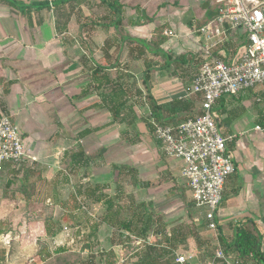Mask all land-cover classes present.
Instances as JSON below:
<instances>
[{"label":"crops","instance_id":"0c3cea01","mask_svg":"<svg viewBox=\"0 0 264 264\" xmlns=\"http://www.w3.org/2000/svg\"><path fill=\"white\" fill-rule=\"evenodd\" d=\"M97 2L88 3L89 8L99 7ZM119 3L118 28L95 19V11H91L87 18L91 34L78 40L75 36L82 33L81 26L77 25L72 34L68 20L58 22L52 10L47 9L35 22L34 13L40 10H31L29 21L20 11L0 2V114H10L19 128L27 162L36 167L35 172L51 174L65 168L66 152L80 148L87 158L85 165L73 163L69 175H86L110 197L114 184L132 176L140 209L148 211L150 227H158L146 242L164 238L169 245L177 226L188 229L196 222L198 233L191 232L175 251L191 263L238 261L229 244L234 228L247 219H252L262 234L264 253L262 93L247 90L216 103L214 110L224 135L229 137L227 146L235 167L224 185L216 230L200 225L203 210L191 199L181 176L182 162L163 154L152 130L153 121L173 125L176 115L185 112V104L197 106L198 98L191 93L194 73L188 75L191 57H201L203 48L215 43V54L234 59L242 52L245 37L217 26L218 0ZM125 37L152 43L163 37L159 46L172 54V59L186 52L189 55H184V64L162 67L161 58L129 52L136 44ZM146 62L153 67L148 89L142 78ZM98 66L104 69L93 74ZM104 73L121 83L118 88L126 93L121 100L122 120L112 119L109 103L102 98L110 89ZM153 105L157 106L155 115ZM218 248L225 259L214 256ZM238 262L257 264L252 259Z\"/></svg>","mask_w":264,"mask_h":264},{"label":"rangeland","instance_id":"374dc122","mask_svg":"<svg viewBox=\"0 0 264 264\" xmlns=\"http://www.w3.org/2000/svg\"><path fill=\"white\" fill-rule=\"evenodd\" d=\"M97 1L67 0L51 3L48 10H52L55 19L61 23L67 19L72 34L76 32L77 25L81 26L82 33L75 38L85 40L92 29L87 19L91 16L89 13L95 11L93 15L97 20H102L106 13L102 6L89 8L88 3L95 2L97 5ZM45 13L47 9L34 13V21L37 22ZM238 33L241 35L242 31L238 30ZM186 54L189 55V52ZM191 58L190 76L201 62L200 56ZM228 97L233 96L223 98ZM29 166L32 171L36 170L35 166ZM27 172L22 167L0 174V264H79L90 253L96 254V264H134L144 255L145 245L168 249L164 238L145 241L152 230L156 233L158 227L149 225L147 232H143L150 216L148 211L143 213L140 209L137 202L139 193L134 192L132 176L125 180L121 178L118 188L114 184L110 191L115 208L123 209L121 218H133L132 231L125 232L101 222L106 214L104 203H92L77 194L79 185L93 188L96 184L86 175L72 177L64 166L47 174L49 176ZM116 192L119 195L114 198ZM96 224V231L91 235ZM191 225V231L197 234V226ZM57 247H64L65 252L53 255L44 262L36 255L43 248L53 252Z\"/></svg>","mask_w":264,"mask_h":264},{"label":"built area","instance_id":"2783aa9c","mask_svg":"<svg viewBox=\"0 0 264 264\" xmlns=\"http://www.w3.org/2000/svg\"><path fill=\"white\" fill-rule=\"evenodd\" d=\"M48 1L51 5V0ZM216 24L221 31L225 25L227 29L242 31L245 37L242 52L233 59L215 54V43L204 47L200 65L191 79V93L198 98L199 114L177 125L152 122L154 137L163 154L182 162L181 176L194 205L203 210L206 227L211 230L217 228L224 185L235 168L227 146L229 137L218 125L213 107L224 96H236L247 90L259 91L264 96V1L218 0ZM25 162L22 134L12 116L1 113L0 172ZM214 256L226 258L220 248ZM175 262L214 264L213 261L191 263L182 255H176Z\"/></svg>","mask_w":264,"mask_h":264},{"label":"trees","instance_id":"16d2710c","mask_svg":"<svg viewBox=\"0 0 264 264\" xmlns=\"http://www.w3.org/2000/svg\"><path fill=\"white\" fill-rule=\"evenodd\" d=\"M67 0H61V1H55L51 0L52 4H57L58 2H65ZM100 6L104 7L106 13L102 16L103 22L107 26H113L115 29L118 28V25L121 21V4L119 3V0H99ZM1 3H4L11 8L20 11L25 16L28 17L29 21V14L31 10H41V9H50V4L48 0H34L30 3L23 2L22 0H0ZM59 22V21H58ZM57 30H61L59 24H57ZM125 40L133 42L136 44V49H133L131 47L129 49V52L132 53V51H136V53L139 56L144 55L145 53H149L152 57H158L163 59L162 67L170 66L172 63H176V65H181L186 62L185 54H181L178 56H175L174 59H172V54L169 52L163 50L159 43L163 40V37L156 42H150L145 39H139V38H132V37H125ZM185 55V56H184ZM198 57H196L197 59ZM193 59V58H191ZM190 59V60H191ZM104 67L98 66L93 70V74H98L101 70H103ZM153 70V67L146 62L145 68L143 70V84L145 85V88H149V79H150V73ZM104 78H107V83L110 87L108 92L104 94L102 97L105 102L109 103V106L107 107L113 120H122L123 112L121 111V100L123 96L126 94L123 91V88H118L121 83H118V81H114L111 78L109 79V76H106V73H104ZM100 80V78H99ZM149 101H152V97L149 96ZM185 103H182L184 105ZM216 106V105H215ZM156 105H153V114L156 113ZM215 107H213V111L215 112ZM183 113H180L176 115V121L172 122L173 125H177L180 122L194 117L195 115L199 114L200 110L196 108L191 103L185 104ZM216 120L218 122V125L220 126V123L217 118V113L215 112ZM175 117V116H172ZM65 158L67 159V163L65 165V169L68 171L73 169L72 164L78 166H84L87 158L84 156L83 151L79 148L77 152H66ZM63 162H66L64 160ZM25 168L26 172L28 170H31L29 167L28 162L22 163L19 167L17 166H10L4 168L3 171L0 172V174L7 173L12 170H19L20 168ZM27 173L31 174H39L35 171H28ZM78 195H83L85 199H89L92 203H98L102 202L105 204V210L106 214L101 220L102 223H106L112 227L118 228L120 231H132V223L133 218L124 219L121 218V212H123V209L115 208V200L108 196L107 194L103 193L102 188L100 185L95 184L93 188L85 187L83 190L80 188L77 190ZM117 196L115 195L114 198ZM147 211V210H146ZM135 211L133 212V214ZM136 215V213H135ZM138 215V214H137ZM146 220V219H145ZM193 224L196 225V222L193 221ZM204 225L205 221L202 219L200 222V225ZM96 224L93 227V232H91V235L94 234V231H96L97 228ZM149 222L145 223V226L143 227V232L146 233L149 227ZM190 229V230H188ZM186 228V226H177L175 229V234L173 233L172 236H175V238L171 239L169 241V247L168 249H158L153 245H145V251L144 255L138 258L137 262L134 264H177L175 262V251L177 250V245L181 242H184L189 234H192L191 228ZM177 231V232H176ZM182 237L180 238V236ZM177 237V238H176ZM262 234L257 229L256 223L252 219H247L244 222L238 224L234 228L233 238L231 243L229 244V247H232L233 251L235 252L236 259L239 260H248L252 259L257 264H264V253L261 250V244H262ZM221 241L223 238H220ZM146 241V240H145ZM65 252L64 247H57L53 252L46 251L45 248L41 249L36 255L39 256L40 260L44 262L45 260L51 258L53 255L61 254ZM79 264H96V254L90 253L85 259L81 260Z\"/></svg>","mask_w":264,"mask_h":264},{"label":"water","instance_id":"95a60500","mask_svg":"<svg viewBox=\"0 0 264 264\" xmlns=\"http://www.w3.org/2000/svg\"><path fill=\"white\" fill-rule=\"evenodd\" d=\"M225 27H226V25H225Z\"/></svg>","mask_w":264,"mask_h":264}]
</instances>
